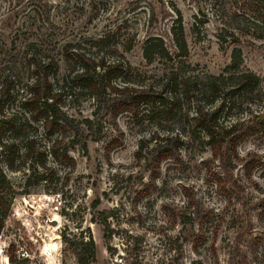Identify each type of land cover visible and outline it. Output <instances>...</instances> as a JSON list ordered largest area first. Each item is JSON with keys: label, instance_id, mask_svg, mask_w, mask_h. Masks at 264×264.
I'll return each mask as SVG.
<instances>
[{"label": "rangeland", "instance_id": "1", "mask_svg": "<svg viewBox=\"0 0 264 264\" xmlns=\"http://www.w3.org/2000/svg\"><path fill=\"white\" fill-rule=\"evenodd\" d=\"M174 11L187 57L146 63L141 48L148 38L161 39L168 53L174 52L169 33ZM244 12L242 0H0V84L9 76V96H0V126L18 110L35 78L32 57L51 63L46 73L53 89L60 87L56 100L62 110L95 122L85 152L74 145L67 160L48 159L45 182L26 188L24 172L6 173L14 193L0 230V264H76L60 236L80 231L91 234L95 264H264V133L247 137L229 156L239 187L238 196L230 194L227 186L216 185L222 176L219 159L212 157L202 132L192 128L189 85L168 115L156 106L141 107L136 115L117 112L111 106L121 101L117 92L107 91V103L98 105L66 78L77 68L64 60L72 48L94 63H125L133 89L158 90L171 71L181 79L217 76L233 47H220L218 34L236 27L232 13ZM232 32L240 69L261 76L264 34L241 26ZM114 83L122 85L119 78ZM166 133H184L185 144L178 159L160 163L151 181L149 139ZM139 146L144 158L136 161ZM191 212L192 225L182 229L180 213ZM105 216L107 239L100 224ZM194 235L201 237L198 255L192 251Z\"/></svg>", "mask_w": 264, "mask_h": 264}, {"label": "trees", "instance_id": "2", "mask_svg": "<svg viewBox=\"0 0 264 264\" xmlns=\"http://www.w3.org/2000/svg\"><path fill=\"white\" fill-rule=\"evenodd\" d=\"M242 2L248 7V13H232L229 19L237 24L236 27L229 33L222 29L218 34L220 47L225 43L233 47L229 52L228 64L217 76L181 79L177 71H171L164 76L158 90L151 87L133 89L128 87L132 81L129 77L130 68L125 63H94L77 50L71 51L72 48L65 52L64 57L65 62L71 59L73 66L77 68L68 71L66 78L98 105L107 103L104 100L107 91L119 94L121 101L111 105L115 106L117 112L126 110L136 115L141 107L153 109L156 106L155 110L159 114L168 115L177 105L178 96H186L188 89L185 87L189 85L194 96L190 117L192 128L202 132L204 144L209 148L212 157L219 159L222 176L217 179L216 185L227 186L228 193L233 192L236 196L239 187L232 178L228 158L234 154L236 147L244 139L264 133V71L261 76H257L240 69L241 52L236 47L238 40L232 32L241 26L252 32L259 30L260 36H263L261 34H264V0ZM174 12L177 18L173 20L174 25L169 29L174 52L169 54L161 39L148 38L141 48L142 58L146 63L150 64L156 58L171 62L173 59L180 61L187 57L180 15L177 11ZM30 66L35 78L27 85L25 96L18 101V110L8 114L4 124L0 126V230L9 213L10 198L14 193L6 173L24 172L23 187L36 186L46 180L48 159L54 162L65 161L69 158V149L74 145L85 152L86 144L93 140L91 137L95 122L89 118L76 120L58 105L56 99L59 97L60 87L54 90L46 73L51 63H41L37 57H32ZM54 68L56 72L57 65H54ZM8 78V75L4 76L0 84V96L5 98L9 96L6 85ZM118 78L122 85L115 88L114 82ZM243 113H246L244 118L238 117ZM185 138L184 133L151 136L150 155L154 160L151 181L158 175L162 161L179 158V151L185 144ZM142 150V146L136 149L134 154L136 161L144 158ZM102 214L100 212L99 215ZM179 216L182 229L186 225L191 226L195 217L193 212L187 213V216L180 213ZM106 217L101 219L100 224L103 225V238L107 239L109 228L105 223ZM60 238L72 252L76 264H95V247L89 231L85 236L81 231L77 236L71 237L62 233ZM200 240V236L194 235L191 241L195 255L199 254L197 243ZM237 256L239 255L234 253V257ZM232 263H236V260L233 259Z\"/></svg>", "mask_w": 264, "mask_h": 264}]
</instances>
